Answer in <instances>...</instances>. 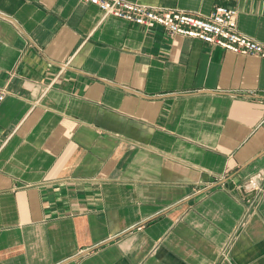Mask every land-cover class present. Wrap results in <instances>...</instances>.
<instances>
[{
    "label": "crops",
    "instance_id": "crops-1",
    "mask_svg": "<svg viewBox=\"0 0 264 264\" xmlns=\"http://www.w3.org/2000/svg\"><path fill=\"white\" fill-rule=\"evenodd\" d=\"M131 1L235 6L264 42V0ZM0 86V264H264V57L0 0Z\"/></svg>",
    "mask_w": 264,
    "mask_h": 264
},
{
    "label": "built area",
    "instance_id": "built-area-1",
    "mask_svg": "<svg viewBox=\"0 0 264 264\" xmlns=\"http://www.w3.org/2000/svg\"><path fill=\"white\" fill-rule=\"evenodd\" d=\"M95 4L103 16H117L136 25L160 26L170 35L180 34L198 38L243 55L264 57V42L243 33L239 28V10L235 6L217 5L208 14L168 8L131 0H81ZM9 93L6 86H0V104ZM264 174L251 176L245 188L253 190L251 204H255L263 189Z\"/></svg>",
    "mask_w": 264,
    "mask_h": 264
}]
</instances>
